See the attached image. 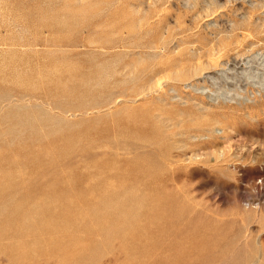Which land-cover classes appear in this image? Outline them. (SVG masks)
I'll return each mask as SVG.
<instances>
[{"label":"rangeland","instance_id":"374dc122","mask_svg":"<svg viewBox=\"0 0 264 264\" xmlns=\"http://www.w3.org/2000/svg\"><path fill=\"white\" fill-rule=\"evenodd\" d=\"M0 264H264V0H0Z\"/></svg>","mask_w":264,"mask_h":264},{"label":"bare ground","instance_id":"6f19581e","mask_svg":"<svg viewBox=\"0 0 264 264\" xmlns=\"http://www.w3.org/2000/svg\"><path fill=\"white\" fill-rule=\"evenodd\" d=\"M158 40V39H157ZM117 41V40H116ZM152 42H153V39H152ZM114 43V42H113ZM103 46H105V45H103ZM147 46V45H146ZM175 60V59H174ZM177 60V59H176ZM172 62V61H171ZM174 62V61H173ZM168 65V64H167ZM170 65H172V64H170ZM170 67V66H169ZM163 68V67H162ZM167 68V67H166ZM164 71V70H163ZM150 73V72H149ZM160 75V74H159ZM190 75V74H189ZM156 77V76H155ZM180 77V76H179ZM153 78V77H152ZM177 78V77H176ZM148 79V78H147ZM151 79V78H150ZM142 80V79H141ZM148 81H149V79H148ZM150 82V81H149ZM162 84V83H161ZM141 85V84H140ZM160 85V84H159ZM164 86V85H163ZM158 87H160V86H158ZM140 88V87H139ZM154 89H155V87H153ZM162 88V87H161ZM142 92V91H141Z\"/></svg>","mask_w":264,"mask_h":264}]
</instances>
